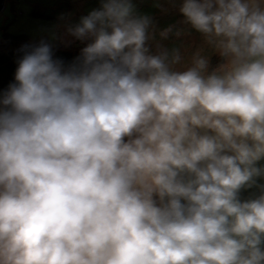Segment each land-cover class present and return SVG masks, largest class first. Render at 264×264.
I'll list each match as a JSON object with an SVG mask.
<instances>
[{"label": "clouds", "instance_id": "1", "mask_svg": "<svg viewBox=\"0 0 264 264\" xmlns=\"http://www.w3.org/2000/svg\"><path fill=\"white\" fill-rule=\"evenodd\" d=\"M180 11L211 74L149 54L132 0L69 29L92 42L67 69L25 52L0 99V264H264V195L240 199L264 174V0Z\"/></svg>", "mask_w": 264, "mask_h": 264}, {"label": "rangeland", "instance_id": "2", "mask_svg": "<svg viewBox=\"0 0 264 264\" xmlns=\"http://www.w3.org/2000/svg\"><path fill=\"white\" fill-rule=\"evenodd\" d=\"M13 1L5 0L4 10L0 14V40L5 34L27 35L29 41L25 46H28V50L45 42L52 49L58 46L76 51L92 42L90 37L84 40L76 38L69 29L78 25L93 10L100 9L101 0ZM132 3L134 15L147 16L151 20L146 43L149 54L158 55L167 51L171 61L178 51L180 62L172 65L176 71H186L192 67L197 55L209 61L206 74L218 68L214 60L220 54L202 33L186 22V17L180 11L183 0H132ZM169 28L171 32L167 38L162 37L161 33ZM12 47L18 49L17 46Z\"/></svg>", "mask_w": 264, "mask_h": 264}, {"label": "trees", "instance_id": "3", "mask_svg": "<svg viewBox=\"0 0 264 264\" xmlns=\"http://www.w3.org/2000/svg\"><path fill=\"white\" fill-rule=\"evenodd\" d=\"M12 1V0H10ZM19 0H14L16 3ZM27 35L12 36L5 34L0 40V98L9 90V86L15 81V73L18 68L19 61L23 58L26 51H31L25 48L28 43ZM16 44V45H14ZM12 46H17L15 50ZM82 47L78 50H72L62 47H54L52 49L53 59L63 62L65 69L78 62V58H82ZM215 67H219L224 63V58L215 59ZM257 167L264 169V159L257 163ZM260 195H264V174L255 178V183L251 187H246L240 192L242 201L255 199Z\"/></svg>", "mask_w": 264, "mask_h": 264}, {"label": "water", "instance_id": "4", "mask_svg": "<svg viewBox=\"0 0 264 264\" xmlns=\"http://www.w3.org/2000/svg\"><path fill=\"white\" fill-rule=\"evenodd\" d=\"M4 4H5V0H0V14L4 10V7H5Z\"/></svg>", "mask_w": 264, "mask_h": 264}]
</instances>
